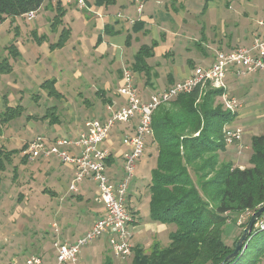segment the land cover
<instances>
[{
  "label": "crops",
  "instance_id": "crops-1",
  "mask_svg": "<svg viewBox=\"0 0 264 264\" xmlns=\"http://www.w3.org/2000/svg\"><path fill=\"white\" fill-rule=\"evenodd\" d=\"M60 1L64 14L61 24L55 29H52L51 24L57 10V0H45L32 21L26 20L22 15L8 17L0 23V26L8 23L5 31L7 38L0 42V62L7 59L11 67L9 72L0 71V112L6 105L21 104L24 96L30 95V104L37 102L40 97L51 98L53 103L46 108L42 116V119H48V123L53 126L52 134L43 135L49 140L58 136H74L85 127L87 119L80 122L70 105L71 101H67L68 96H76L88 106L85 115L89 118L103 116L107 104L117 105L123 102L117 88L122 83L124 68L132 71L140 94L147 97L155 90L185 79L195 66H208L212 63L216 51L236 46L249 47L255 35L264 37V25L258 24V20L264 16V0H115L112 4H97L96 0H85L83 7L75 2L66 4ZM62 28L69 30L65 44L50 48V44L58 39ZM22 35L27 42L21 41ZM39 38H42V41H39ZM29 40L31 42H28ZM132 42L139 45L134 48ZM151 42L156 44L152 49L153 56L146 59L150 66L149 73L145 75L133 71L131 65L138 48ZM10 44H13L16 50V57L9 54L7 47ZM176 48L185 52L184 61L180 59L176 63ZM158 51L167 60H171V67L160 71L155 60L152 59L153 62L150 63ZM50 78L55 79V88L61 93L59 99L48 96L40 87L45 79ZM226 93L240 102L229 124L242 128V139L231 145L226 144L223 150L237 163L236 155L251 151V137L264 134V74L257 72L235 76L228 73ZM15 94H18L16 99L13 98ZM90 95L95 98H90ZM58 100L67 101L64 105L67 114L62 120L55 103ZM49 110L53 113L46 115ZM7 123L0 121V129ZM131 125L133 124L121 125V128L130 131ZM2 134H5L3 130ZM3 139L15 141L10 135H5ZM115 141L119 144L118 140ZM105 144L112 150L111 161L107 162V173L116 181L123 174L121 151L118 153L115 150L112 137ZM2 147L18 149L7 145ZM228 151L231 154H227ZM20 155L24 162L26 159L32 160L24 155L22 150ZM39 160L60 162L58 168L47 167V174L50 173L47 176L48 194L52 195L54 200L77 194L78 199L86 201L89 213L93 214L92 220L86 225H79L81 220L75 217L64 221L63 233L67 235L65 240L72 241L83 235L102 212V206L95 201L96 185L92 180L85 179L78 185L77 191H72L69 189V183L75 171L73 165L63 163L56 157ZM234 166L243 167L239 164ZM85 183H88L89 189ZM92 187L95 188L94 195H91ZM128 208L134 217L129 224L130 240L133 245L139 244L146 248V245L141 243L143 234L154 239L166 225L151 219L142 223L131 194L128 195ZM57 231L58 229L55 231V238H59ZM153 239L147 246L154 243ZM101 240L106 243V236L103 235L96 242ZM45 260L47 263L52 261L51 258Z\"/></svg>",
  "mask_w": 264,
  "mask_h": 264
},
{
  "label": "trees",
  "instance_id": "trees-1",
  "mask_svg": "<svg viewBox=\"0 0 264 264\" xmlns=\"http://www.w3.org/2000/svg\"><path fill=\"white\" fill-rule=\"evenodd\" d=\"M44 1L0 0V23L8 17L37 11ZM114 1L96 0V3L112 4ZM56 8L52 29L61 24L64 14L60 0ZM68 35L69 30L62 28L50 48L63 46ZM155 44L151 42L138 48L131 65L133 71L149 73L146 59L152 55ZM7 48L9 54L17 56L13 44ZM10 70L9 62L3 59L0 71ZM40 87L50 97H61L54 78L45 79ZM224 91L207 85L200 93L196 87L154 110L151 125L156 160L147 184L149 217L159 223L173 224L175 229L169 233L166 245L154 242L146 251L134 244L129 264H258L263 259L264 227L254 225L236 255H231L234 244L227 245L223 238L228 213L247 211L249 216L244 227L251 213L264 204V134L251 137L248 166H234L231 161L219 159V152L226 147L223 127L235 116L217 100ZM23 111L21 104L6 105L0 112V121L7 123L21 116ZM52 113L49 110L46 115ZM25 146L21 149L0 146V171H4L12 163L13 156ZM110 157L107 162L111 161ZM231 219L237 222L236 217ZM101 264H114L109 251Z\"/></svg>",
  "mask_w": 264,
  "mask_h": 264
},
{
  "label": "built area",
  "instance_id": "built-area-1",
  "mask_svg": "<svg viewBox=\"0 0 264 264\" xmlns=\"http://www.w3.org/2000/svg\"><path fill=\"white\" fill-rule=\"evenodd\" d=\"M62 1L66 4L75 2L80 7L85 5V0ZM140 9L141 4L138 5V10ZM24 17L32 21L36 17V11H29ZM258 24L264 25V16L258 20ZM257 72L264 74V37L258 35L253 37L249 47L236 46L216 51L211 64L195 66L185 79L155 90L147 97L140 94L132 71L124 68L122 83L117 88L123 102L117 105L107 104L103 116L87 119L85 127L74 136H58L49 140L39 135L31 139L22 150L30 159L56 157L63 163L73 165L75 171L69 189L77 191L83 180H92L97 188L95 201L102 206V212L88 230L76 239L68 241L55 238L50 263L46 262L43 255L36 254L0 264H69L76 260L82 247L92 244L103 235L106 236L107 248L113 258L125 260L131 257L133 243L130 240L129 224L134 217L128 208L127 190L136 164L144 152L146 138L152 135L154 110L160 104L168 103L196 87H199L201 93L209 85L225 90L221 96L223 108L235 114L240 102L226 93L227 74L242 76ZM129 123L133 124L130 131L121 128V125ZM117 130L118 142L125 149L120 153L123 174L115 181L107 173V159L112 156V150L105 142ZM242 134L243 130L239 126L226 123L223 127L224 142L227 145L239 142ZM255 226L264 227V215L257 220Z\"/></svg>",
  "mask_w": 264,
  "mask_h": 264
},
{
  "label": "rangeland",
  "instance_id": "rangeland-1",
  "mask_svg": "<svg viewBox=\"0 0 264 264\" xmlns=\"http://www.w3.org/2000/svg\"><path fill=\"white\" fill-rule=\"evenodd\" d=\"M6 28H8V23H3L0 26V42L7 38ZM11 36H13L12 33ZM21 41L27 42L24 35H22ZM28 42L31 41L29 40ZM132 45L136 48L139 44L132 42ZM159 52L156 53L154 58H151L150 63L155 60V63L159 65L160 71L171 67V60H167ZM174 54L176 63L180 59H183L182 61L185 60V52L181 51L180 48H176ZM28 96H24L22 100L21 104L25 107V110L21 116L9 121L6 126L4 124L1 126L0 144L2 146L7 145L10 148L16 147L21 149L26 142L34 137L45 134L50 135L54 132L52 124L48 123V119H42L46 108L53 103L52 99L44 96L43 98L40 97L37 102L30 104V95ZM89 97L95 98L93 95ZM13 98H18V94L13 95ZM217 100L218 102H222L221 97ZM67 101H71L70 105L80 122L85 118H89V116L85 115L88 106L84 102L73 95L68 96ZM67 101H55L61 120L67 114V108L64 107ZM2 130L5 134H2ZM118 134L117 130L112 138L115 143L114 148L119 153L125 148L116 143L115 140H118ZM5 135H10L15 141L9 142L4 140ZM152 137L151 135L146 138L144 152L136 164L135 173L129 182L127 190V194H131L132 199L135 200L142 223L150 220V192L147 184L150 180L151 167L155 164L156 160V146L152 141ZM250 153L251 151L249 150L248 152L245 151L236 155L238 160L236 163L226 153L220 151L219 159L231 161L233 165L239 164L246 167L248 166ZM227 154H231L230 151ZM59 166L60 162L57 160L46 162L36 158V160L26 159L24 162L19 152L13 156L12 163L7 165L4 171H0V262L6 263L12 258L21 259L25 256L36 255L38 253H42L45 259L51 258L50 256L53 252L52 242L55 240L56 229H58L57 233L60 239L65 240L67 236L63 233L64 221L75 217L81 220L79 225H86L92 220L93 214L89 213L86 201L83 202V200L78 199L77 194L67 195L64 199L60 198L57 200H54L52 195L48 194L46 190L48 188L47 176L50 173L47 174V167L58 168ZM190 172L192 178H194L192 171ZM85 184L89 189L88 183ZM94 193L95 188L92 189L91 195H94ZM227 216L228 223L223 238L227 245L232 246L241 234L244 228L243 224L246 222L249 213L247 211L239 214L228 213ZM232 217L237 218L236 223H233ZM165 225V229L156 234L154 239L150 235L143 234V241L141 243L146 245V251L150 250L153 243L149 246L147 245L152 239L153 242H158L162 246L169 242V233L175 229V226L173 224ZM108 251L104 240L94 241L92 244L82 247L76 260L69 264H101L103 256ZM113 259L114 264H129L131 257L125 260ZM258 264H264V257Z\"/></svg>",
  "mask_w": 264,
  "mask_h": 264
},
{
  "label": "water",
  "instance_id": "water-1",
  "mask_svg": "<svg viewBox=\"0 0 264 264\" xmlns=\"http://www.w3.org/2000/svg\"><path fill=\"white\" fill-rule=\"evenodd\" d=\"M264 213V204L257 208L254 212L251 213L246 225L244 226L239 238L234 243V249L231 255H236L242 248L243 243L245 242L247 236L251 233L257 219ZM224 262L220 263L223 264Z\"/></svg>",
  "mask_w": 264,
  "mask_h": 264
}]
</instances>
